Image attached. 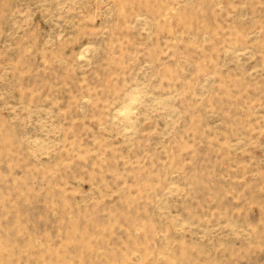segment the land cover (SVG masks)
<instances>
[{
  "label": "rangeland",
  "instance_id": "rangeland-1",
  "mask_svg": "<svg viewBox=\"0 0 264 264\" xmlns=\"http://www.w3.org/2000/svg\"><path fill=\"white\" fill-rule=\"evenodd\" d=\"M0 264H264V0H0Z\"/></svg>",
  "mask_w": 264,
  "mask_h": 264
}]
</instances>
